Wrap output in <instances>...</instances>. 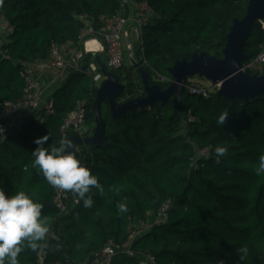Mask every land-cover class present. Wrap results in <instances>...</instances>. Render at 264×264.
Instances as JSON below:
<instances>
[{
	"label": "trees",
	"instance_id": "trees-1",
	"mask_svg": "<svg viewBox=\"0 0 264 264\" xmlns=\"http://www.w3.org/2000/svg\"><path fill=\"white\" fill-rule=\"evenodd\" d=\"M139 1H148L159 18L143 28L136 53L142 60L125 75L130 80L118 104L146 96L142 70L151 85L165 90L173 82L169 69L177 61H190L203 52L223 58L233 21L242 19L248 6V0ZM120 4L121 0H0V16H6L14 29L0 50V102L22 99L27 80L21 73L28 66L47 60L53 47L77 44L88 25L100 28L99 17L117 14ZM263 50L260 26L248 40L249 60L243 68ZM124 70L125 66L111 71L120 83ZM246 71L264 74V68ZM97 91L88 76L74 70L49 89L52 114L43 122L37 113L18 118L16 128L0 139V189L8 195L25 191L44 205L42 215L51 221L42 247L33 251L25 246L20 264H37L42 249L46 264H95L110 244L117 251L109 264H142L146 255L156 264H264V174L255 171L264 154V95L228 100L214 89L206 97L186 89L181 118L169 100L114 119L105 101L104 141L76 151L99 177L104 193L92 188L85 197L91 196L93 205L85 208L70 192L68 209L61 212L54 201L56 188L33 166L34 141L49 135V147L63 138V122L79 102L85 104L86 124L95 130ZM225 110L230 115L222 126L217 119ZM220 145L228 149L223 157L215 153ZM206 148L209 155L201 156ZM122 201L129 211L120 214L117 204ZM168 202L166 220L131 242L135 227L154 220ZM245 247L247 253L241 254L239 249Z\"/></svg>",
	"mask_w": 264,
	"mask_h": 264
},
{
	"label": "built area",
	"instance_id": "built-area-1",
	"mask_svg": "<svg viewBox=\"0 0 264 264\" xmlns=\"http://www.w3.org/2000/svg\"><path fill=\"white\" fill-rule=\"evenodd\" d=\"M159 16L154 12L148 1L121 0L120 10L113 16H100V28L88 25L78 38L77 44H67L62 47H53L47 60L37 62L26 68L21 74L27 80V89L22 99L16 102H0V139H5L17 126V119L32 113L38 114V120L43 122L44 117L54 112V102L49 96L50 88L64 80L66 76L74 71H81L88 76L99 88L106 79L101 71L100 65L96 61L98 52L87 47L90 41H98L104 46L106 54L105 63L108 71L118 70L125 65L127 57L133 60L135 51L142 44V31L145 25ZM264 29V20L259 22ZM13 25L10 20L0 16V50L7 43L9 36L13 32ZM91 55L89 62L85 59ZM86 64V65H85ZM264 68V50L253 61L243 68L244 71ZM187 89L191 93L208 96L212 89L219 91L220 87L210 82L206 84L188 80ZM89 128L86 125V109L84 102L77 104L73 111L63 122L61 131L63 138L67 139L70 133L80 138H84ZM210 150L206 148L200 152L201 156L209 155ZM70 192L56 189L55 204L61 212H66L70 203ZM171 202L165 203L154 216V220L147 221L135 227V231L129 236V240L134 242L142 233L150 230L155 224H160L166 220L167 212ZM117 247L110 244L96 260L95 264H109L116 254ZM129 251V250H128ZM130 254H132L129 251ZM155 262L154 258L146 255L142 264ZM37 264L45 263L43 249L38 254Z\"/></svg>",
	"mask_w": 264,
	"mask_h": 264
},
{
	"label": "water",
	"instance_id": "water-1",
	"mask_svg": "<svg viewBox=\"0 0 264 264\" xmlns=\"http://www.w3.org/2000/svg\"><path fill=\"white\" fill-rule=\"evenodd\" d=\"M264 20V0H248V6L242 19H235L228 35L223 58L209 56L206 53L194 54L190 61H177L169 69L173 78L172 84L165 90L159 85H151L148 74L140 71L146 96L131 99L122 104L117 99L122 97L126 86L119 82L111 71L106 70L102 60L96 56L101 71L106 79L98 88L93 112L96 119L94 135L88 139L72 136L69 139L75 142V149L80 146L100 145L106 136V122L102 116V104L108 101L110 112L114 119H121L126 112L149 108L156 103L165 105L169 100L175 109V114H181L183 94L186 92L190 78L199 76L215 86H219V95L228 100H248L264 95V74L256 75L243 70V65L248 62L246 53L248 40L253 35L254 29H259V22Z\"/></svg>",
	"mask_w": 264,
	"mask_h": 264
},
{
	"label": "clouds",
	"instance_id": "clouds-1",
	"mask_svg": "<svg viewBox=\"0 0 264 264\" xmlns=\"http://www.w3.org/2000/svg\"><path fill=\"white\" fill-rule=\"evenodd\" d=\"M229 111H223L217 123L224 126L229 117ZM49 135L37 137L34 143L37 147L32 151L33 166L43 174L47 182L58 190L74 193L79 200L84 201V207L93 205L91 196L85 197L92 188L104 193V186L99 177L78 159L75 142L71 139L60 138L56 143L45 147ZM228 149L225 145L215 148L218 157L226 155ZM256 174H264V154L260 155L255 168ZM44 205L25 191H17L8 195L0 189V264H20L19 256L24 247L36 251L42 247L50 231V218L42 215ZM118 213L129 211L126 201L117 204ZM241 254L247 253V248L239 249Z\"/></svg>",
	"mask_w": 264,
	"mask_h": 264
},
{
	"label": "rangeland",
	"instance_id": "rangeland-1",
	"mask_svg": "<svg viewBox=\"0 0 264 264\" xmlns=\"http://www.w3.org/2000/svg\"><path fill=\"white\" fill-rule=\"evenodd\" d=\"M136 53H137V51H135V53H134L133 60L130 59L129 57H127L126 60H125V65H124L125 66V70L123 71V76H122V79H121L122 80L121 83L124 84V85H126V83H128L129 80H130V78L128 80H125V75H127L128 72L130 71V67L133 64H138V62L142 60V57L137 55ZM101 59H102V62L105 64L106 61H107V58L103 56ZM254 70H258V69H254ZM190 80L194 81V82H197V83H203V84H206L208 82L207 80L202 79L199 76H196L194 78H190ZM127 96L128 95H125L124 98H126ZM87 126H88L89 130H88V132L85 133V135L83 136L84 138H82V139H88V138H90V137H92L94 135V131L95 130H93L91 126H89V125H87ZM73 136H75V135H73ZM147 264H156V263L152 262V263H147Z\"/></svg>",
	"mask_w": 264,
	"mask_h": 264
},
{
	"label": "crops",
	"instance_id": "crops-1",
	"mask_svg": "<svg viewBox=\"0 0 264 264\" xmlns=\"http://www.w3.org/2000/svg\"><path fill=\"white\" fill-rule=\"evenodd\" d=\"M87 47L91 50H94V51H97L98 52V56L100 57H106V54L105 52L103 51L104 49V46L102 44H100L98 41H90L88 44H87Z\"/></svg>",
	"mask_w": 264,
	"mask_h": 264
}]
</instances>
